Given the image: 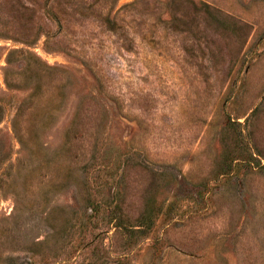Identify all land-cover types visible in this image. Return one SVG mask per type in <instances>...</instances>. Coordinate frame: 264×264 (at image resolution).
<instances>
[{
	"label": "rangeland",
	"instance_id": "obj_1",
	"mask_svg": "<svg viewBox=\"0 0 264 264\" xmlns=\"http://www.w3.org/2000/svg\"><path fill=\"white\" fill-rule=\"evenodd\" d=\"M0 264H264V0H0Z\"/></svg>",
	"mask_w": 264,
	"mask_h": 264
}]
</instances>
